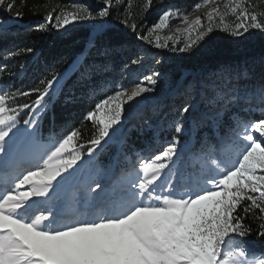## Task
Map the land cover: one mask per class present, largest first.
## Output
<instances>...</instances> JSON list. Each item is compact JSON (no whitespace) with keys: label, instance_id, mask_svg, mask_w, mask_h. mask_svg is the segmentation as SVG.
Listing matches in <instances>:
<instances>
[{"label":"snow or ice","instance_id":"obj_1","mask_svg":"<svg viewBox=\"0 0 264 264\" xmlns=\"http://www.w3.org/2000/svg\"><path fill=\"white\" fill-rule=\"evenodd\" d=\"M151 6L152 0H146L143 10L146 12ZM114 7L113 0H96L95 10L84 4L72 5L71 11L53 9L36 30H66L74 22L104 20ZM0 10L6 14L4 23L23 15L15 0H0ZM230 15L234 22L226 19ZM217 17L215 27L235 37L237 42L247 39L251 29L264 32V11L257 12L248 0H227L224 11L214 8L207 14L206 27L198 17L183 29L187 35L184 46L173 51H191L213 32L212 22ZM130 18L128 13L122 23L138 39L155 43L157 48L169 47V41L174 39L162 37L158 34L160 30L168 28L174 18L188 20L180 9L168 7L147 28V34L141 35L138 25L134 21L129 23ZM32 51V48L6 50L4 58ZM62 79L60 73H52L27 92L0 88V153L4 154L0 158L3 172L0 264H264V244L247 242L253 232L258 240L264 241V118L243 121L242 131L237 132L227 148L209 157L207 167L187 176H178L173 167L179 143L174 138L157 154L138 158L126 182L116 178L109 187L99 179L93 180L95 187L87 189L83 212L79 211L75 196L71 211H53L50 206L54 203L53 194L66 179L62 174L70 176L68 169H73L83 156L84 146L76 144L81 138L79 129H73L53 144L37 158L35 165H17L10 172L8 158L13 155L20 131L19 112L28 109L29 119L23 123L35 125L47 108L45 100L59 92ZM248 79L247 68L229 69L225 80L227 91L215 84L207 85L213 91L209 103L224 110L238 106L241 101L264 106V84L251 89L240 84ZM145 84L155 86L156 80L145 76L130 95L120 88L99 100L87 113L85 119L95 126L87 141L90 156L113 126L122 121L125 104L154 90ZM32 95L36 98L29 103H17L18 97ZM183 112H188V108ZM259 112L264 117V107ZM182 130L177 123L175 131ZM96 190L102 195H96ZM249 216L258 222L256 229L244 223Z\"/></svg>","mask_w":264,"mask_h":264},{"label":"rangeland","instance_id":"obj_2","mask_svg":"<svg viewBox=\"0 0 264 264\" xmlns=\"http://www.w3.org/2000/svg\"><path fill=\"white\" fill-rule=\"evenodd\" d=\"M226 2L227 0H209L208 3L203 2L200 4L199 8L195 7L189 12L183 11L188 17L187 22L174 18L168 28L160 30L158 33L162 37H174L173 40L169 41V47L157 48L155 43L139 39L141 43L136 50L128 48L126 45L118 49L120 51L125 49L128 52V56L132 59L130 64L121 69L120 75L116 73H110L108 76L98 75L99 78L96 84L104 94L101 99L120 88L126 89L127 94L130 95L145 76H152L156 80V84L155 86L145 84V86L154 87V90L142 93L141 96L125 104L122 121L118 125L113 126L109 136L105 137V140L94 149L93 155L90 156L87 152L88 144H78L76 142V144L84 146L82 159L77 162V165L73 166L75 170L68 169V173H71L70 176L62 174L66 176V179L59 186L62 190L69 189L68 191H72V197L69 199L71 204L74 196L79 202V207H81V202L85 200V197L80 192L82 186L78 183L83 179L88 169L93 170V177L89 185L84 189L85 191H87L89 186L95 187L92 181L96 179L110 187L116 178L121 179V176L130 175L132 166L136 164L138 158L157 154L175 138L179 143L176 157H174L176 164L173 167L177 170L178 176H187L189 172H195L202 167H207L210 162L209 157H212L214 153L219 155L222 149L227 148L237 132L242 131L240 124L243 121L264 118L259 112V109L264 106L255 102L246 104L241 101L238 106L229 107L227 110L222 109L217 104L209 103L213 91L211 87L207 86L215 84L227 91L225 80L228 70L237 68L241 71L247 68L250 76L248 80H241L240 84H246L250 89L264 84V59L253 63L248 59L242 58L240 61L227 60L219 65H214L215 61L209 59L200 65L196 63V69H179V75L175 76L180 59L186 53L178 50L173 51V48L178 49L184 46L183 41L187 39V35L182 30L187 28L198 17L203 19V24L206 27L209 23L207 14L214 8L224 11ZM75 4L89 5L95 10L96 0ZM66 10H73L72 5ZM157 19L158 17L148 21L144 25L141 35H146L147 28L151 27L152 23ZM226 19L228 22H234V18L231 15ZM218 22L217 17L212 22L214 30L208 36L213 37L218 35L220 31L225 32L215 27ZM0 24L3 25L0 30L5 27L6 31L9 30L7 28L9 24H3L2 22ZM109 25L110 23L105 18L104 20L78 21L66 26V30L64 28L53 30L65 32L75 26H84L90 28L91 35L89 39H92ZM178 30L180 31L178 32ZM255 31L257 29H251L246 34L247 39L240 42H237L236 38L228 33L234 40L232 51H223L218 56L240 52L244 46L250 43L249 38ZM192 36L194 39L196 33L193 32ZM206 41L205 37L190 51V54L193 57L197 56L198 59L204 55L207 56L209 50L207 43L205 44ZM86 45L90 46L91 43L87 42ZM5 54L6 50H3L0 55V69L7 64H11L12 68L16 69L13 74L7 76H4L3 71H0V88H5L7 91H21L18 81L24 77L28 66L32 63L35 64L37 54L33 53L28 60L24 59L21 61L18 59L20 57L5 59ZM101 55H107L106 48L102 50ZM82 61L83 56L79 55L66 70L60 72L63 76L61 82ZM133 61H137V63H133ZM20 65L24 67L21 68ZM90 72L102 73L101 66L93 62L90 66ZM20 98L22 97L17 98V103L22 104ZM124 99L126 100L127 96ZM47 100L48 98L45 100L46 110L51 104V100L49 102ZM10 106L14 107L15 105ZM185 107L188 108V112H183ZM24 110L18 114L19 123L17 128L20 131L13 145V153L31 150L37 152L38 156H42L53 144L69 133L58 135L48 133L42 135L40 124L46 110L37 118L35 125H25L23 123L25 119H29L28 115L25 119H22ZM217 112H221L222 115L217 116ZM177 123L182 125L183 130L180 133L175 131ZM36 160L34 162H25L20 158V161L15 162L16 164L9 171H13L17 165L24 167L35 165ZM110 168L113 169L114 174L112 178L107 180L106 172ZM77 170L79 172H76ZM25 188L27 187L25 186ZM97 192L99 190H96ZM41 205L44 206L42 200ZM50 206L53 211H58L63 207V202H61L60 198H54V203ZM236 242L238 243L239 241ZM247 242L255 244L250 241Z\"/></svg>","mask_w":264,"mask_h":264},{"label":"trees","instance_id":"obj_3","mask_svg":"<svg viewBox=\"0 0 264 264\" xmlns=\"http://www.w3.org/2000/svg\"><path fill=\"white\" fill-rule=\"evenodd\" d=\"M93 0H15L18 10L23 15L18 19H9L4 23L6 14L0 10V22L9 24V30H0V55L3 50L13 52L32 48L31 53L21 54L19 61L28 60L34 53L37 54L35 64H30L23 78L18 81L21 91L27 92L29 89L37 86L39 81L44 78H50L52 73H60L66 70L71 63L79 56H83V61L70 72L68 77L61 82L59 92L53 97H48L47 102L51 100L49 108L43 115L40 124V132L45 134H63L71 132L73 129H79L81 138L76 142L78 144H87L95 131V126L91 120H86L87 113L91 111L95 104L103 97V91L99 90L96 81L98 75H109L116 73L120 75L121 69L130 64L132 59L128 56L125 49L118 50L120 47L137 49L141 43L131 28L125 26L122 20L131 13L129 23L133 21L138 25L137 31L141 34L144 25L152 18L158 15L168 7H173L183 11H191L196 4H202L203 0H152V6L148 11L143 10L146 0H121L117 4L113 0L115 7L111 15L106 18L110 23L99 34L89 39L91 30L84 26H75L65 32H57L53 29L48 31H37V25L45 22V16L53 9H69L75 3L91 2ZM248 3L255 6L257 12L264 11V0H248ZM127 8V12L125 9ZM56 13L53 12V16ZM12 30V31H10ZM216 33V32H214ZM219 33V34H218ZM216 36L206 37L209 53L207 56L197 58L189 52L183 54L178 64V70L175 76L180 73L179 69H196V63L213 59L214 65H219L227 60L240 61L248 59L253 63L264 59V32L257 30L251 34L250 43L243 47L237 54L219 55L223 51H232L233 38L227 32H218ZM87 42L91 45L87 46ZM107 49V55H101L102 50ZM212 56V57H211ZM95 62L101 66L102 73L90 72V66ZM19 66V64H18ZM4 76L14 73L16 68L11 64L5 65L2 69ZM36 97H22V103H29ZM28 109L22 113V119L28 115ZM241 214L242 209H241ZM252 229L258 227V222L251 216L244 221ZM247 241L255 244H264V241L258 240L255 232L247 237Z\"/></svg>","mask_w":264,"mask_h":264},{"label":"bare ground","instance_id":"obj_4","mask_svg":"<svg viewBox=\"0 0 264 264\" xmlns=\"http://www.w3.org/2000/svg\"><path fill=\"white\" fill-rule=\"evenodd\" d=\"M13 152V151H12ZM38 156L37 155V152L35 151H26V152H21V153H13V155L8 158L9 160V165H10V168L11 169L12 167H14V165L16 164L15 162H18L20 161V158L25 161V162H34L35 159H37ZM0 158H4V154L3 153H0ZM92 169H88L86 172H85V175L83 177V179L78 183L80 186H82V190L80 191L83 196L85 197V200H86V193L87 191H85L84 189L87 187V185H89V182H91L92 180ZM76 172H79V170H77ZM77 174V173H76ZM114 174L113 172V169H109L107 172H106V179L109 180L110 178H112V175ZM3 175V172L0 171V176ZM2 178V177H0ZM131 176L130 175H126V176H121V180L123 181H127L128 179H130ZM27 187V186H26ZM69 189H66V190H62L61 188H57L56 192L53 194L54 198H60L61 202H63V207L61 209H59L58 211H71L72 208H73V205L71 204L70 202V198L72 197V191H68ZM84 192V193H83ZM96 194H98L99 196L102 195L99 192H97ZM88 195H91V194H88ZM85 200H83L81 202V207H79V211L83 212L85 210L84 208V203H85Z\"/></svg>","mask_w":264,"mask_h":264}]
</instances>
